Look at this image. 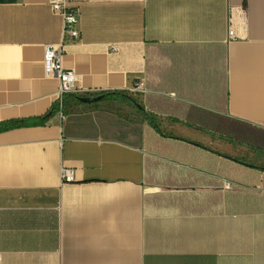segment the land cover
I'll use <instances>...</instances> for the list:
<instances>
[{
  "label": "crops",
  "instance_id": "0c3cea01",
  "mask_svg": "<svg viewBox=\"0 0 264 264\" xmlns=\"http://www.w3.org/2000/svg\"><path fill=\"white\" fill-rule=\"evenodd\" d=\"M70 1L64 68L149 120L0 132V264H264V0ZM62 36L50 0H0V122L58 102Z\"/></svg>",
  "mask_w": 264,
  "mask_h": 264
},
{
  "label": "rangeland",
  "instance_id": "374dc122",
  "mask_svg": "<svg viewBox=\"0 0 264 264\" xmlns=\"http://www.w3.org/2000/svg\"><path fill=\"white\" fill-rule=\"evenodd\" d=\"M81 91L75 94L94 96L101 98L94 102L82 103L72 96H64L58 104L57 113L62 119H70L74 122L88 124H102L116 126L123 136H138L143 125L148 121L147 114L144 113L136 103L130 98L139 101V97L130 91ZM62 113V115L60 114ZM63 116V117H62Z\"/></svg>",
  "mask_w": 264,
  "mask_h": 264
},
{
  "label": "built area",
  "instance_id": "2783aa9c",
  "mask_svg": "<svg viewBox=\"0 0 264 264\" xmlns=\"http://www.w3.org/2000/svg\"><path fill=\"white\" fill-rule=\"evenodd\" d=\"M50 6L53 12L59 14L62 18L63 36L60 43L46 46L44 63L48 75L57 74L60 78L57 103H60L62 106L61 102L64 96L82 91V89L77 86L78 78L75 71L65 69L63 63L65 37L68 36L72 40H77L81 35L79 28V10L70 0H50ZM228 33L229 37H232L234 35L233 28L230 27ZM113 49L116 48L114 47ZM138 87L139 85L136 86V90ZM60 114L62 115L61 112ZM61 176L64 181L74 180V172L71 168H62Z\"/></svg>",
  "mask_w": 264,
  "mask_h": 264
},
{
  "label": "trees",
  "instance_id": "16d2710c",
  "mask_svg": "<svg viewBox=\"0 0 264 264\" xmlns=\"http://www.w3.org/2000/svg\"><path fill=\"white\" fill-rule=\"evenodd\" d=\"M115 92L120 93L119 91H115ZM68 96H72L74 99H76L82 103H85V99H88V98L93 99L92 97H94V96H89L88 94L79 95V94H75V93H70V94H68ZM100 99L101 98H99V100ZM130 99L133 100L137 104V100H135L134 98H130ZM57 111H58V104L55 103L51 107V109L43 115L35 116V117H31V118H22V119L2 121V122H0V132L6 131L9 129H13V128L22 127V126L45 124L54 115H56Z\"/></svg>",
  "mask_w": 264,
  "mask_h": 264
},
{
  "label": "water",
  "instance_id": "95a60500",
  "mask_svg": "<svg viewBox=\"0 0 264 264\" xmlns=\"http://www.w3.org/2000/svg\"><path fill=\"white\" fill-rule=\"evenodd\" d=\"M99 98H94V99H85V102H94V101H97Z\"/></svg>",
  "mask_w": 264,
  "mask_h": 264
}]
</instances>
